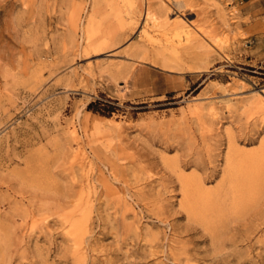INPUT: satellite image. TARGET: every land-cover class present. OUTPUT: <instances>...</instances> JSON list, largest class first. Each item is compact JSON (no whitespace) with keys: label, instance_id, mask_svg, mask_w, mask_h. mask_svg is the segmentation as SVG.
Masks as SVG:
<instances>
[{"label":"rangeland","instance_id":"374dc122","mask_svg":"<svg viewBox=\"0 0 264 264\" xmlns=\"http://www.w3.org/2000/svg\"><path fill=\"white\" fill-rule=\"evenodd\" d=\"M260 95L264 0H0V264H264Z\"/></svg>","mask_w":264,"mask_h":264},{"label":"trees","instance_id":"16d2710c","mask_svg":"<svg viewBox=\"0 0 264 264\" xmlns=\"http://www.w3.org/2000/svg\"><path fill=\"white\" fill-rule=\"evenodd\" d=\"M87 107L89 109H93L94 111H98L101 114L110 115L115 106L104 101H91L88 103Z\"/></svg>","mask_w":264,"mask_h":264},{"label":"bare ground","instance_id":"6f19581e","mask_svg":"<svg viewBox=\"0 0 264 264\" xmlns=\"http://www.w3.org/2000/svg\"><path fill=\"white\" fill-rule=\"evenodd\" d=\"M140 3V2H139ZM141 4V3H140ZM141 6V5H140ZM139 8V7H138ZM151 16V18H154V14L151 12V10L149 9V7L147 8V15L146 16ZM179 28L181 29V30H184V31H186V32H189V28H188V24L182 19V20H180L179 19ZM260 93V92H259ZM259 95V94H258ZM261 96V95H260ZM259 98V97H258ZM261 100L262 99H264V97H262L261 96V98H260Z\"/></svg>","mask_w":264,"mask_h":264}]
</instances>
